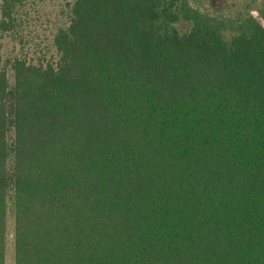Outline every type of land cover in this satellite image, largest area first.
I'll use <instances>...</instances> for the list:
<instances>
[{
    "label": "trees",
    "instance_id": "obj_1",
    "mask_svg": "<svg viewBox=\"0 0 264 264\" xmlns=\"http://www.w3.org/2000/svg\"><path fill=\"white\" fill-rule=\"evenodd\" d=\"M30 1L2 0V32ZM252 2L73 0L13 86L0 56V264L10 211L15 264H264Z\"/></svg>",
    "mask_w": 264,
    "mask_h": 264
},
{
    "label": "rangeland",
    "instance_id": "obj_2",
    "mask_svg": "<svg viewBox=\"0 0 264 264\" xmlns=\"http://www.w3.org/2000/svg\"><path fill=\"white\" fill-rule=\"evenodd\" d=\"M205 7L212 9H237L253 4V0H199ZM73 0H31L25 8L26 23L19 32H2L0 30V56L3 67L7 71L11 86L15 83L11 63L19 57L27 55L30 59H43L52 56V37L57 26L68 21V9ZM0 0V21H1ZM23 13V14H24ZM254 15L261 20L259 14ZM47 47V49L45 48ZM51 49L50 52L47 50ZM14 217L8 213V247L7 264H15Z\"/></svg>",
    "mask_w": 264,
    "mask_h": 264
}]
</instances>
